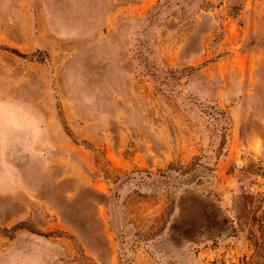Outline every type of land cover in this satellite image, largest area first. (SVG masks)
Masks as SVG:
<instances>
[{
	"label": "rangeland",
	"instance_id": "obj_1",
	"mask_svg": "<svg viewBox=\"0 0 264 264\" xmlns=\"http://www.w3.org/2000/svg\"><path fill=\"white\" fill-rule=\"evenodd\" d=\"M0 264H264V0H0Z\"/></svg>",
	"mask_w": 264,
	"mask_h": 264
},
{
	"label": "trees",
	"instance_id": "obj_2",
	"mask_svg": "<svg viewBox=\"0 0 264 264\" xmlns=\"http://www.w3.org/2000/svg\"><path fill=\"white\" fill-rule=\"evenodd\" d=\"M18 55H21V56H24L25 54L23 53H20V52H16ZM185 172V171H184ZM197 233H200L201 231L200 230H196ZM193 235V234H192ZM181 240L184 239V240H190L193 241V236H187V233L186 231H184L183 233L180 232V237H179Z\"/></svg>",
	"mask_w": 264,
	"mask_h": 264
}]
</instances>
